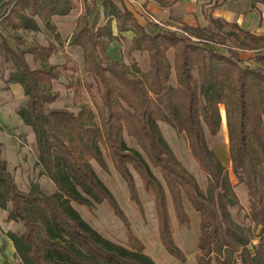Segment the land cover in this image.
Masks as SVG:
<instances>
[{
  "label": "trees",
  "instance_id": "1",
  "mask_svg": "<svg viewBox=\"0 0 264 264\" xmlns=\"http://www.w3.org/2000/svg\"><path fill=\"white\" fill-rule=\"evenodd\" d=\"M254 1L264 4V0ZM97 2L116 20L117 34L108 22L90 26L86 19H79L69 38L71 45L81 49L83 71L96 85L100 100L96 111L85 103L83 85L72 79L68 86L80 102L79 111L48 108L56 101L51 90L59 76L55 66L45 64L56 51L53 43L30 49L42 65L36 69L29 67L23 54L3 43L15 66L9 81L20 85L27 97L17 115L31 128L36 164L55 187L49 195L37 185L29 193L21 192L7 171L0 145V209L8 210V221L23 226L22 233H6L16 257L21 264H155L91 165L94 161L107 171L109 156L143 217L129 167L140 177L153 199L159 243L176 261L184 264L186 257L175 243L170 212L179 227L189 225L186 201L200 220L196 264H264V36H255L236 24L224 25L223 40L233 39L239 49L254 53L244 60L235 52L226 55L215 50L210 39L194 37L198 41H192L160 27L150 34L132 9L120 8L114 0ZM70 11L68 0H0V22L14 29L38 31V17L59 43L51 18L68 16ZM128 31L134 34L132 49L148 55L146 72L136 63L126 66L106 54L108 45L121 42ZM171 50L173 64L167 57ZM85 92L92 95L89 85ZM221 107L231 172L247 191L245 218L252 228L233 218L230 209H244L228 168L209 145L208 138L220 132ZM160 122L185 140L206 177L205 189L180 163L163 137ZM127 138L138 150L129 148ZM72 203L90 210L106 203L125 226L128 245L99 235Z\"/></svg>",
  "mask_w": 264,
  "mask_h": 264
},
{
  "label": "rangeland",
  "instance_id": "2",
  "mask_svg": "<svg viewBox=\"0 0 264 264\" xmlns=\"http://www.w3.org/2000/svg\"><path fill=\"white\" fill-rule=\"evenodd\" d=\"M71 11L68 16H53L51 23L59 35L61 43L54 39L52 33L43 25L38 17L35 21L38 24V31H24L7 26L3 21L0 22V145L2 159L7 164V171L11 174L17 188L24 193H29L33 185H37L43 194H52L55 187L48 177L42 174V169L36 164L35 137L30 127L26 126L17 115L18 109L25 107L27 97L24 95L20 85L9 81V77L15 72V66L9 55L6 53L4 44L17 53L23 54L24 59L31 69L42 66L35 61L30 49L36 46H47L53 43L56 46L54 55L48 60V66H55L59 76L52 82L51 92L56 95V101L48 106L50 109H67L70 112L77 113L79 104L74 99L72 89L69 88V81L72 79L79 85H83L81 93L86 104L95 111L100 106V100L96 85L90 77L83 71V57L80 48L69 43L70 36L76 31L79 19H86L88 24L96 26L110 23L113 20L107 18L104 10L97 0H68ZM116 1V0H114ZM130 2L133 0H124ZM116 3V2H115ZM146 21L151 24L153 18L150 15H144ZM116 23V20H115ZM116 25V24H115ZM159 26V25H158ZM117 33V32H116ZM131 33L125 32L124 39L121 42H112L108 45L107 56L126 66L136 63L138 67L146 72L149 69L148 55L146 52L134 51L131 46ZM134 35V34H133ZM194 37V36H193ZM214 41L215 50L226 55L231 52L237 53L242 59L247 60L254 55L253 52L243 51L238 48V44L233 39L223 40L222 36L214 35L209 38ZM224 44V45H222ZM167 57L173 64V51H169ZM171 83L175 84L174 76ZM91 87L92 95L88 96L85 88ZM223 123H225V114L223 107L220 108ZM226 124V123H225ZM163 137L170 145L172 151L184 166V168L194 177L199 186L206 188V177L200 172L196 163L193 161L185 140L174 129L165 123H159ZM209 145L215 151L218 158L229 170L231 183L234 185V191L239 198L244 211L238 212L236 208L230 209L235 221L246 228H252L251 222L245 218L248 208L247 191L243 185L237 184V180L231 172L230 164L224 160V143L226 139L224 134L219 133L215 138H208ZM126 142L129 148L138 150L135 142L127 138ZM107 171L91 161L96 174L104 185L111 191L117 205L124 213L133 234L144 246V253L148 255L155 264H182L169 256L162 248L158 240L157 219L154 211L152 196L145 192L142 181L138 174L129 167L135 187L143 205L144 215L141 216L135 204L130 200L127 186L116 170L114 163L109 156L106 157ZM155 176L161 180L157 171ZM184 205L189 215L190 222L187 226L179 227L172 217L173 236L175 243L181 249L186 257L184 264H196L195 257L198 253L197 239L199 235V217L192 207L184 201ZM72 206L99 235L122 246L128 245L127 230L120 219L114 214L113 210L106 204L97 205L94 209H88L72 203ZM8 210L0 209V264H21L16 257L11 241L6 237L7 232L22 233L23 226L21 222L8 221ZM253 243H256L254 241Z\"/></svg>",
  "mask_w": 264,
  "mask_h": 264
},
{
  "label": "crops",
  "instance_id": "3",
  "mask_svg": "<svg viewBox=\"0 0 264 264\" xmlns=\"http://www.w3.org/2000/svg\"><path fill=\"white\" fill-rule=\"evenodd\" d=\"M115 2L120 8L124 5L137 13L139 23L150 34H154L156 27H160L169 31H186L192 37L209 39L214 35L223 37L226 32L225 24H236L255 36H264V4L254 0H133L131 4L124 0ZM145 14L150 15L159 26L146 21ZM113 21V34L116 35V23ZM219 133L224 134L226 139L223 144L224 160L230 164L226 124L222 120Z\"/></svg>",
  "mask_w": 264,
  "mask_h": 264
},
{
  "label": "built area",
  "instance_id": "4",
  "mask_svg": "<svg viewBox=\"0 0 264 264\" xmlns=\"http://www.w3.org/2000/svg\"><path fill=\"white\" fill-rule=\"evenodd\" d=\"M193 1H195V0H193ZM152 21H153V23H155L156 25H159V23L156 22L154 19H153ZM176 32H178L179 34H181V35H183V36H185V37H189L192 41H198L196 38L190 36L188 33L184 32V31L176 30Z\"/></svg>",
  "mask_w": 264,
  "mask_h": 264
}]
</instances>
